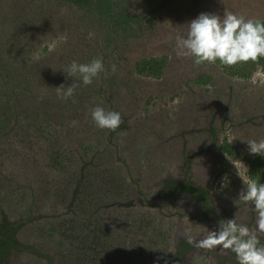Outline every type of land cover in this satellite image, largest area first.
<instances>
[{
	"label": "rangeland",
	"instance_id": "1",
	"mask_svg": "<svg viewBox=\"0 0 264 264\" xmlns=\"http://www.w3.org/2000/svg\"><path fill=\"white\" fill-rule=\"evenodd\" d=\"M104 2L0 0V225H18L20 243L8 264H233L219 247L179 258L176 240L235 216L255 227L229 159L264 183L246 142L264 140V84L252 83L264 57L197 65L176 40L205 12L264 22V0ZM94 58L106 71L92 84L65 78ZM72 83L74 98L60 99L56 87ZM96 106L124 123L98 128ZM171 181L208 189L210 209L167 195Z\"/></svg>",
	"mask_w": 264,
	"mask_h": 264
},
{
	"label": "clouds",
	"instance_id": "2",
	"mask_svg": "<svg viewBox=\"0 0 264 264\" xmlns=\"http://www.w3.org/2000/svg\"><path fill=\"white\" fill-rule=\"evenodd\" d=\"M186 37L178 36L176 40V53L179 57L194 58L199 65L205 62L233 67L240 63L258 62L264 57V22L245 19L235 13L225 10L224 14L201 13L188 23ZM49 52L54 51L55 43H48ZM38 51L35 59H40ZM54 69V68H53ZM65 78H73L87 86L93 83L101 72H105L102 58H94L89 63L72 61L63 69ZM116 71V66H112ZM264 84V76H254L252 83ZM57 95L62 100L74 98L75 86L61 84L56 87ZM92 119L100 129L116 131L124 123L119 112L106 111L101 106L90 109ZM250 154L264 156V140L246 141ZM229 159V158H228ZM238 171V175L246 186L239 194V199L253 206L257 218L255 227L250 228L238 223L235 216L232 219L220 220L217 230H209L204 238L189 243L205 250L222 248L234 254L237 264H264V183L258 180H245L239 172V165L229 159Z\"/></svg>",
	"mask_w": 264,
	"mask_h": 264
},
{
	"label": "trees",
	"instance_id": "3",
	"mask_svg": "<svg viewBox=\"0 0 264 264\" xmlns=\"http://www.w3.org/2000/svg\"><path fill=\"white\" fill-rule=\"evenodd\" d=\"M70 1H72L73 3H75L79 6H84L86 4L93 6L94 3L97 4L98 2L99 3L102 2V4H103L102 9L105 10L104 7H106V5H105L106 2H104V0H102V1L101 0H70ZM96 9L102 10V9H100L99 6H96ZM259 60H263V58H260ZM225 149H226V151H230L228 148H225ZM260 163H261V166L263 167L264 156L261 157ZM261 181H263V180H261ZM261 181H259V182H261ZM168 185H175V187L178 189L177 192H181L183 189H186V187L183 183H179V182H175V181L169 182ZM194 190L197 191L196 188ZM198 191H200V190H198ZM18 227H19L18 225H15V226L11 225V223L8 222L6 219L0 225V264H8L9 263V257H10L12 250L15 247H17L18 245H20V243L17 242V240L15 239V232H16V229Z\"/></svg>",
	"mask_w": 264,
	"mask_h": 264
},
{
	"label": "flooded vegetation",
	"instance_id": "4",
	"mask_svg": "<svg viewBox=\"0 0 264 264\" xmlns=\"http://www.w3.org/2000/svg\"><path fill=\"white\" fill-rule=\"evenodd\" d=\"M179 183H183L186 187V189H183L181 192H177L178 189L175 187V185H166V188L163 190L167 195L172 194V192L174 193L173 195L177 194V193H182L183 195L191 198H194L195 200H209V196H208V189H205L201 186H198L197 184H194L192 182H179ZM196 188L197 191H195L194 189ZM200 190V191H198ZM206 209H210V204L208 205V201L206 203ZM183 238H177L176 240V248H177V253L179 258H183L184 256L188 255V251L192 252L196 249V247L194 246V244L189 243L188 240V236L183 234L182 235ZM231 261H233V264H237L235 257H232Z\"/></svg>",
	"mask_w": 264,
	"mask_h": 264
},
{
	"label": "water",
	"instance_id": "5",
	"mask_svg": "<svg viewBox=\"0 0 264 264\" xmlns=\"http://www.w3.org/2000/svg\"><path fill=\"white\" fill-rule=\"evenodd\" d=\"M120 204H121V205H127V203H124V202H123V203H120Z\"/></svg>",
	"mask_w": 264,
	"mask_h": 264
}]
</instances>
